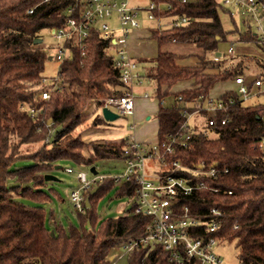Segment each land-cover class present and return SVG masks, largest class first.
<instances>
[{
    "label": "trees",
    "instance_id": "16d2710c",
    "mask_svg": "<svg viewBox=\"0 0 264 264\" xmlns=\"http://www.w3.org/2000/svg\"><path fill=\"white\" fill-rule=\"evenodd\" d=\"M149 1L171 4L168 10L154 12L159 20L174 16L188 19L180 28L150 29V37L159 46L175 39L192 43L213 58L199 57L197 66L180 67L175 55L159 52L148 61L153 68L154 94L160 101L176 82L194 81V88L173 94L171 106H159L157 139L164 141L182 125L184 111L198 108V97L205 99L215 83L232 81L245 69L239 57L228 66L222 65L224 56L218 47L225 42L224 12L214 0ZM73 2L0 0V264H110L115 250L142 236L148 222L144 216L131 214V209L115 218L100 219L97 215L96 204L110 189L117 197L132 196L136 187L133 180L116 184L107 177L94 192V188L86 191L88 207L84 204V213L76 212L79 225L67 229L56 224L53 214L47 215L41 204L22 201L50 200L53 187L44 175L54 173L60 162L96 168L101 160H122L125 139L85 142L75 131L82 123L87 101H95L100 109L101 100L120 97L125 89L111 49L95 29L83 40L72 34L64 43L67 55L61 63L55 61L56 74H43L45 63L54 60L55 45L45 47L41 32L65 27L66 9ZM238 36L239 43L264 49L250 31L243 30ZM35 39L41 42L34 43ZM256 63L262 69L256 78L264 81V61ZM43 92H48V99L41 98ZM221 96L233 97L234 103L217 113L215 129L207 133L194 126L188 147L176 149L170 159L192 165L201 158L206 167L215 164L220 170L227 169L216 179H203L217 192L200 189L182 199V204L189 206L192 215L203 218L209 209L216 208L221 213L215 233L220 243L235 244L239 264H264V154L255 148L264 137V102L245 105L234 91ZM221 119L225 124H220ZM96 123L107 122L101 116L96 117ZM49 220L53 221L51 228ZM126 264L170 263L156 247L147 253L145 249L129 252Z\"/></svg>",
    "mask_w": 264,
    "mask_h": 264
},
{
    "label": "built area",
    "instance_id": "2783aa9c",
    "mask_svg": "<svg viewBox=\"0 0 264 264\" xmlns=\"http://www.w3.org/2000/svg\"><path fill=\"white\" fill-rule=\"evenodd\" d=\"M47 0H44V2ZM73 4L66 9L65 27H51L47 29L55 40L54 61L61 63L67 55L64 43L76 33L80 40L85 39L91 29H95L98 37L107 43L111 49L113 63L119 71L120 81L125 89L120 97L101 100L102 107L117 115L131 116L135 106L134 88L142 84L137 63L127 50L128 37L133 29L140 26V19L157 24L154 28L163 30L168 27L180 28L188 23L183 16H174L168 19H157L155 11L168 10L170 3H156L147 1L146 5L131 4V0H73ZM184 3L186 0H180ZM218 7L223 9L228 21L243 30L250 31L256 37V43L264 46V2L261 0H214ZM32 10H29L31 13ZM114 21L116 25L112 24ZM165 21V22H164ZM172 43H176L173 39ZM84 46H82V49ZM233 49L227 48V57L233 56ZM235 94L244 102L249 96L264 92V81L260 78L247 80L245 76L236 77ZM146 96V95H145ZM42 99H48V92L41 94ZM180 99V98H179ZM199 99V106L193 113L184 111V122L179 129L166 140L158 139L152 143H141L130 136L126 137L122 147L121 157L124 162L123 171L110 175L92 174L89 171H76L75 178L78 186L69 191L68 199L77 213L85 211L86 191L96 187L103 179L112 178L116 184L135 183L134 194L128 197L131 200V214L144 216L148 219L142 236L132 239L119 247L122 255L138 249H145L146 253L159 247L167 255L170 264H184L186 261H195L197 264H223L216 252L220 240L215 236L218 229V219L221 213L211 208L203 217L191 214L190 208L182 204V199L192 195L200 189H217L209 187L203 179H216L220 170L213 164L206 167L199 158L192 165H186L179 159L172 160L171 156L176 149L186 148L194 138L193 127L189 123L192 114L204 112L200 119H204V128L207 133L213 131L217 125L216 115L226 111L233 103L234 98H213L207 96ZM30 112H33L32 110ZM226 120L221 119L220 124ZM264 122V121H263ZM255 148L264 154V137L260 138ZM96 170V168H95ZM68 174L74 173L70 167H65ZM87 173L92 176L88 178ZM230 194V192H229ZM205 229L199 232L201 227ZM116 258H111L110 264H115Z\"/></svg>",
    "mask_w": 264,
    "mask_h": 264
},
{
    "label": "rangeland",
    "instance_id": "374dc122",
    "mask_svg": "<svg viewBox=\"0 0 264 264\" xmlns=\"http://www.w3.org/2000/svg\"><path fill=\"white\" fill-rule=\"evenodd\" d=\"M140 4L142 6L146 5L147 1L143 0ZM229 22L230 21H228L225 15H221L222 28L225 31V42H220L218 48L219 52L223 53L224 56L222 65L224 66L225 64L228 66L236 61L239 57V59H242L244 65L243 70L245 69L242 72V76H245L247 80L254 79L258 77V74L262 71V69L257 65L256 61H264V49H262L261 47H257L254 44L238 43V35L243 31V28L239 25L237 26V28L234 26V24H232V22ZM113 24L116 25L115 22ZM151 24L157 23L153 22ZM41 36L42 44L45 47L50 48L55 45V40L51 38L47 30H43L41 32ZM228 47H232L234 50L232 57H227L224 54ZM57 69L58 64L54 60H49L45 63L43 74L45 77L54 76L57 72ZM215 71L217 70H207V72ZM225 84L227 86L231 85V83L228 82H226ZM150 99L152 101L153 99L157 98L154 96ZM163 99L162 104L164 106H169L172 103L171 98L166 97L164 100ZM262 102H264V92L259 93L257 96H249L243 102V104L254 105ZM97 108L98 107L93 100L87 101L83 108L82 123L75 130L76 133L80 134L83 141L97 143H116L130 135L134 136L135 134L137 138L145 134L146 136L149 135L148 140L153 139L154 134L153 136L150 134L152 126L150 127V125L148 126V124H154V121L156 119L155 114H149L150 120L147 122L136 121L132 129L130 127L132 116L118 115V118L110 123H104L101 125L97 123L95 124L97 116L94 115V112L97 110ZM112 111L115 112L114 110ZM190 113H193V111ZM201 115L202 114L200 113H194L192 114V118L189 119L190 125H195L198 130L205 129L203 126L204 119H200ZM144 123H146V127H144ZM58 165L61 167L60 169L54 170V173H49L51 175L53 174L57 179V181L55 182L48 181V184L53 187V191H49L51 196L50 200L44 203H36L26 199H23L22 201L27 205L41 204V206L45 209L47 215H49L50 213L53 214L56 224H59L64 229H67L70 225H79L77 213L73 209L68 199L69 191L72 188L78 186V182L75 178V173L78 170L87 172L88 167L78 166L70 162H60ZM65 167L72 168L74 173H66L64 171ZM123 168L124 162L122 160H101L96 166V172L98 175L106 176L114 173H120L123 171ZM87 176L89 178L92 175L90 173H87ZM131 206L132 204L129 198L115 196V190L112 188L99 199L96 204V212L100 219L115 218L126 213L131 209ZM47 226L51 228L53 226V221H50V223L48 221ZM216 252L221 257L223 264H239L238 249L236 248L234 243H219L216 247ZM115 253L120 257L119 259L116 258L115 264H126V256L122 255V252L120 250H115L113 254Z\"/></svg>",
    "mask_w": 264,
    "mask_h": 264
},
{
    "label": "crops",
    "instance_id": "0c3cea01",
    "mask_svg": "<svg viewBox=\"0 0 264 264\" xmlns=\"http://www.w3.org/2000/svg\"><path fill=\"white\" fill-rule=\"evenodd\" d=\"M143 0H131V4L133 6L141 5ZM165 22V21H164ZM113 24L114 21L112 20ZM156 23V22H155ZM156 24H151L146 21L143 17L140 19V26L137 29H133L128 37L127 41V50L129 55L134 59L138 66V72L141 75L142 84L134 88L135 94V106L132 116V121L130 127L133 129L136 121L139 122H147L150 120L149 114L157 115L158 109L162 104V100L153 99L151 101L150 98L154 97V80L150 78L153 73L152 63H149V60L154 59L159 52L162 53H171L177 57L176 65L180 67H194L199 63V57H208L209 54L203 52L202 48L196 47L192 43H166L163 45H158L155 39L150 37V29H154L153 27ZM239 43V42H238ZM219 48V47H218ZM229 48V47H228ZM232 48V47H231ZM233 49V48H232ZM234 51V50H233ZM217 56V55H216ZM213 59V58H211ZM231 83L230 86H227L225 83ZM194 88L193 80L179 81L176 82L170 89L169 94L166 96L167 98L172 99L171 106L175 102L174 93L179 91L192 89ZM219 88V89H218ZM236 85L233 81H221L217 82L213 85L212 89L209 91V97H219L223 95L227 91L235 90ZM165 89V86L161 88V91ZM218 89V90H217ZM259 93L255 94L257 96ZM146 95V96H145ZM254 96V95H253ZM156 97V96H155ZM165 97V98H166ZM164 98V99H165ZM163 99V100H164ZM164 106V105H163ZM94 115L97 117H101V109L97 108L94 112ZM134 116V117H133ZM110 123V122H107ZM196 124V123H195ZM152 126V130L150 134L153 136L152 140H148V136L141 135V137L137 138L135 135L131 136L133 139H137L136 141L141 143H152L157 140V131H158V122L155 119L154 124L150 123L148 126ZM144 127H146V123H144ZM114 129V127H113ZM112 129V130H113ZM135 137V138H134ZM126 139V138H125ZM52 222V220H49ZM54 221V220H53Z\"/></svg>",
    "mask_w": 264,
    "mask_h": 264
},
{
    "label": "water",
    "instance_id": "95a60500",
    "mask_svg": "<svg viewBox=\"0 0 264 264\" xmlns=\"http://www.w3.org/2000/svg\"><path fill=\"white\" fill-rule=\"evenodd\" d=\"M40 42H41V39H35L34 40V43H40ZM217 55H219V54H217ZM101 115H102V118L106 122H112V121H114V120H116L118 118V115L117 114L113 113L112 111H110L107 108H103L101 110ZM49 123H50V120H49ZM58 169H59V166H56L55 167V170H58ZM89 171L92 174H95L96 173L95 167H90L89 168ZM44 179H45V181H51V182L57 181L56 177L54 175H51V174L44 175ZM95 190H96V188H94L92 192H94ZM85 207L86 208L88 207V201L87 200L85 201ZM50 235H53V231L50 232Z\"/></svg>",
    "mask_w": 264,
    "mask_h": 264
}]
</instances>
